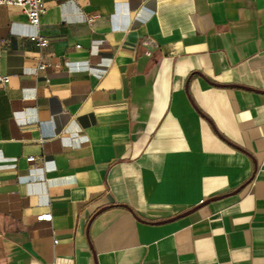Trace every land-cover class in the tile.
Here are the masks:
<instances>
[{
    "label": "crops",
    "instance_id": "obj_1",
    "mask_svg": "<svg viewBox=\"0 0 264 264\" xmlns=\"http://www.w3.org/2000/svg\"><path fill=\"white\" fill-rule=\"evenodd\" d=\"M44 4L0 6V264H264V0Z\"/></svg>",
    "mask_w": 264,
    "mask_h": 264
},
{
    "label": "built area",
    "instance_id": "obj_2",
    "mask_svg": "<svg viewBox=\"0 0 264 264\" xmlns=\"http://www.w3.org/2000/svg\"><path fill=\"white\" fill-rule=\"evenodd\" d=\"M1 5H14L18 6L22 9V12L27 17L29 25L33 26L34 28H38L40 26V21L42 16L46 13V7L44 4V0H0ZM100 18L99 14H93L87 17V22L92 24L96 20ZM30 41L39 49H43L48 46L49 40L39 33H36L30 36ZM149 40L145 41L144 44L146 45ZM150 52H147V55L150 56ZM51 64L45 62L44 60H40L37 65V71L45 70L46 68L50 67ZM4 83L8 82V78H3L2 80ZM29 161H32L33 158L29 157ZM52 216L50 213L40 214L37 216L36 220L41 221H51Z\"/></svg>",
    "mask_w": 264,
    "mask_h": 264
}]
</instances>
